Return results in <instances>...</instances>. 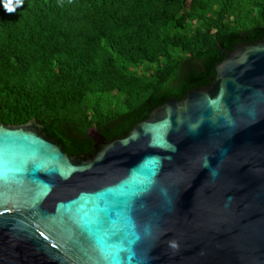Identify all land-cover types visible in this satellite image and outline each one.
Masks as SVG:
<instances>
[{"label": "water", "instance_id": "1", "mask_svg": "<svg viewBox=\"0 0 264 264\" xmlns=\"http://www.w3.org/2000/svg\"><path fill=\"white\" fill-rule=\"evenodd\" d=\"M88 134L74 158L0 124V264H264V37L126 135Z\"/></svg>", "mask_w": 264, "mask_h": 264}, {"label": "trees", "instance_id": "2", "mask_svg": "<svg viewBox=\"0 0 264 264\" xmlns=\"http://www.w3.org/2000/svg\"><path fill=\"white\" fill-rule=\"evenodd\" d=\"M0 0V124L34 120L70 157L210 84L264 37V0ZM15 6V5H13ZM98 149V148H97Z\"/></svg>", "mask_w": 264, "mask_h": 264}, {"label": "clouds", "instance_id": "3", "mask_svg": "<svg viewBox=\"0 0 264 264\" xmlns=\"http://www.w3.org/2000/svg\"><path fill=\"white\" fill-rule=\"evenodd\" d=\"M22 6L23 0H6L4 4V9L8 14H12L16 11V8H21Z\"/></svg>", "mask_w": 264, "mask_h": 264}]
</instances>
